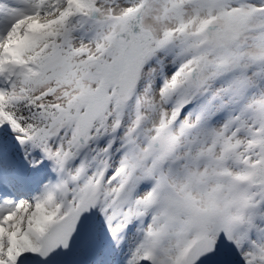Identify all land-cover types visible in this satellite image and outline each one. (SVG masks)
Instances as JSON below:
<instances>
[{"label": "snow or ice", "instance_id": "snow-or-ice-1", "mask_svg": "<svg viewBox=\"0 0 264 264\" xmlns=\"http://www.w3.org/2000/svg\"><path fill=\"white\" fill-rule=\"evenodd\" d=\"M0 264H264V0H0Z\"/></svg>", "mask_w": 264, "mask_h": 264}]
</instances>
